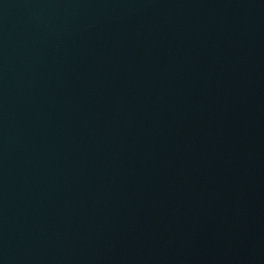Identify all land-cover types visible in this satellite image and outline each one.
<instances>
[{
    "label": "water",
    "instance_id": "obj_1",
    "mask_svg": "<svg viewBox=\"0 0 264 264\" xmlns=\"http://www.w3.org/2000/svg\"><path fill=\"white\" fill-rule=\"evenodd\" d=\"M0 264H264V0H0Z\"/></svg>",
    "mask_w": 264,
    "mask_h": 264
}]
</instances>
